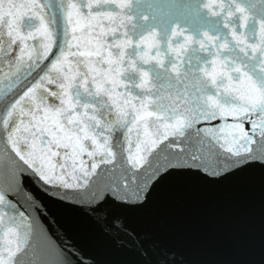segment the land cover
Segmentation results:
<instances>
[{"label": "snow or ice", "instance_id": "1", "mask_svg": "<svg viewBox=\"0 0 264 264\" xmlns=\"http://www.w3.org/2000/svg\"><path fill=\"white\" fill-rule=\"evenodd\" d=\"M9 94L0 264H38L43 212L29 184L87 190L105 214L172 170L264 165V0H0ZM51 247L39 264H83L72 246Z\"/></svg>", "mask_w": 264, "mask_h": 264}, {"label": "water", "instance_id": "2", "mask_svg": "<svg viewBox=\"0 0 264 264\" xmlns=\"http://www.w3.org/2000/svg\"><path fill=\"white\" fill-rule=\"evenodd\" d=\"M10 99L0 95V104ZM3 163L7 170V155ZM211 171L209 165L208 172L192 167L164 173L139 200L132 196L105 214L91 211L87 190L54 195L29 184L44 225V233L33 232L30 255L38 264L53 259L55 244L72 246L73 261L83 264H264V165L217 170L216 176Z\"/></svg>", "mask_w": 264, "mask_h": 264}]
</instances>
